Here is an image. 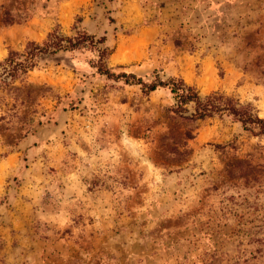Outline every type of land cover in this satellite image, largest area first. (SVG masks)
I'll return each mask as SVG.
<instances>
[{"label":"rangeland","instance_id":"1","mask_svg":"<svg viewBox=\"0 0 264 264\" xmlns=\"http://www.w3.org/2000/svg\"><path fill=\"white\" fill-rule=\"evenodd\" d=\"M55 29L97 47L0 82V264H264V134L137 78L264 117V0H0V62Z\"/></svg>","mask_w":264,"mask_h":264},{"label":"trees","instance_id":"2","mask_svg":"<svg viewBox=\"0 0 264 264\" xmlns=\"http://www.w3.org/2000/svg\"><path fill=\"white\" fill-rule=\"evenodd\" d=\"M6 21L11 23L13 18L7 16ZM95 37L88 35L85 32H77L76 36H65L61 34L60 30L55 29L49 33L48 38L42 43L31 41L27 44L24 51L12 50L8 57L0 62L3 66L4 74L0 75V82L4 84H11L19 76L26 74L29 70L34 68L42 54L56 53L60 50H76L80 48L97 47ZM177 44H180L177 41ZM100 49V71L102 73H111V70L105 68L103 59L110 54L108 47ZM109 74V75H111ZM124 75L137 77L133 73L123 72ZM138 82L143 84V90L151 92L158 86L163 85L169 87L178 100L176 112L180 113L182 117L194 120L213 116L215 114L232 115L235 120L240 121L246 130H249L255 135L264 134V117H260L252 108L251 105H243L238 100L221 94L219 92L211 93L202 98L197 92L196 88L185 83L183 79L176 81L154 80L152 82L145 81L142 77H137ZM129 80V79H128ZM194 102V113L190 116H185L181 112L188 110L187 104Z\"/></svg>","mask_w":264,"mask_h":264},{"label":"bare ground","instance_id":"3","mask_svg":"<svg viewBox=\"0 0 264 264\" xmlns=\"http://www.w3.org/2000/svg\"><path fill=\"white\" fill-rule=\"evenodd\" d=\"M208 71V70H207ZM206 79V78H205ZM207 84V83H206Z\"/></svg>","mask_w":264,"mask_h":264}]
</instances>
